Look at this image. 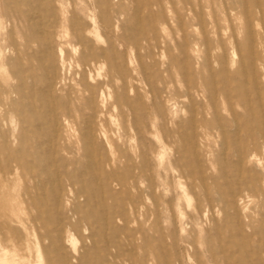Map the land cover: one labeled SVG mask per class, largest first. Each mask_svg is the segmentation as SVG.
Masks as SVG:
<instances>
[{
	"label": "rangeland",
	"instance_id": "rangeland-1",
	"mask_svg": "<svg viewBox=\"0 0 264 264\" xmlns=\"http://www.w3.org/2000/svg\"><path fill=\"white\" fill-rule=\"evenodd\" d=\"M228 1L233 6L237 0ZM260 1L264 4V0ZM203 10L208 9L204 6ZM180 12V0H0V159L11 153L19 159L35 158L41 159V164H53L51 179L43 186L46 175L35 181L25 166L17 167L11 184L15 183L17 191L31 188L35 192L34 203L29 201L15 212L27 221L29 235L23 239L21 226L16 222L0 224V259L14 264L22 260L45 264L47 261L41 262L38 256L41 252L49 254L52 247L47 239L38 238L45 234L46 225L60 219L77 222V213L109 208L112 222L106 229L121 240L123 254H116L112 247L93 245L84 223L72 231L79 252H99L105 257L102 264H131V257H144L146 264H155V251L164 253L172 264H264V184L249 177L250 166L238 169L233 145V141H239L263 164L264 151L252 144L260 141V127L254 122L264 113V21L254 24L251 31L257 56L252 71L246 51L240 50L250 34L242 15L236 8L229 21L221 17L218 32L210 33L214 49L209 69L201 63L200 48L187 52V58L181 61ZM79 21L86 22L85 26L94 22L99 36L85 31L86 38L75 42L74 31L83 32L77 27ZM193 29L186 28L187 40ZM109 41L114 44L113 51L122 55L124 70L138 84L137 110L144 119L155 122L163 117L170 131L162 148H156L144 132L139 138L131 137L133 146L148 147L147 162L155 181L145 204L135 209L125 204L124 192L118 186L100 189L95 176L103 182L104 178L91 156L85 157L83 144L72 127L61 120L56 136L47 106H55V102L45 97L41 82L30 76L40 60L48 61L52 66L48 70L59 75L61 48L69 80L77 71L76 59L81 49L91 46L99 50L107 47ZM8 58L14 65L10 73ZM184 71L196 81L211 77L219 87L224 80L232 92L226 100L217 99L215 108L207 105L201 92L193 93V139L185 134L175 145L173 131L177 128L181 133L188 132L187 125L191 123ZM22 73L26 74L24 80ZM147 84L159 91L158 96L148 93ZM128 93L134 96V91L128 89ZM113 96L114 93L108 97L110 102ZM59 99L64 103L63 97ZM27 103L29 107L25 106ZM123 112L122 108H111V120H103L114 140ZM235 133L237 136L233 137ZM125 136L130 140L132 133ZM177 146L179 152L175 150ZM90 153L93 154L92 149ZM178 157L185 160L182 171L174 165ZM89 164V170L82 171L81 166ZM56 169L70 173L69 177L62 176L61 189L57 187L60 200L50 195L57 181ZM191 169L200 171L205 178L209 200L204 199V189ZM220 196L236 203L226 204ZM38 216L42 221L32 228L28 219ZM140 231L148 234L146 249H141ZM65 249L70 253L67 241Z\"/></svg>",
	"mask_w": 264,
	"mask_h": 264
},
{
	"label": "bare ground",
	"instance_id": "bare-ground-1",
	"mask_svg": "<svg viewBox=\"0 0 264 264\" xmlns=\"http://www.w3.org/2000/svg\"><path fill=\"white\" fill-rule=\"evenodd\" d=\"M180 3L179 30L181 32V40L179 42V50L182 55V62L187 58V52H197L202 49L201 53L198 54L202 58L201 63L203 66L211 69V57L214 46L211 42L210 33H217L221 17L229 21L231 16L234 15V10L237 8L243 17L246 29L250 33L243 47L240 46V50L246 51L248 66L252 71L255 69L257 56L254 50L255 41L251 31L254 24L264 21V4L260 0H237L233 6L229 4L228 0H180ZM204 6L207 7V12H204ZM77 24V27H80V30L83 29V32L77 33L74 31L75 42L81 43L80 40L86 38L85 31L87 34L99 36L94 22L89 26H85L86 22L83 21H79ZM33 26L35 27V25H31L32 28ZM187 27L194 28L189 34V40H187ZM113 45V42L109 41L107 42V47L100 48L99 50H94L91 46L81 49L76 59L77 71L69 80L67 79L68 73H66L64 68L65 62L61 48L58 50L62 63L59 75H56L52 69L48 70L49 67L52 68L48 61L40 60L38 61L37 69L31 70L30 73L32 74L30 76L37 78L41 82L45 97L55 102V106H47L54 119L53 128L56 136L61 120L72 127V130L78 133V141L83 144L82 149L85 157L91 156L90 160L93 161L92 163L104 178L103 182L99 176H95L100 189H103L105 186H118L124 192V198L127 201L125 204L131 209H135L145 204L146 199L154 188L155 181L149 171L147 162V154L150 152L148 147L141 145L133 146L131 144V137L135 135L136 138H139L142 132H144V137H147L150 142L156 143V148H162L165 144L167 133L169 134L170 131L166 127L163 117L158 122H155L150 119H144V114L137 110L135 102L138 96V84L128 71L124 70L123 57L121 54L113 51ZM44 47L48 49L47 46ZM7 62L10 73L14 70V65L10 58L7 59ZM25 71L26 69L22 70V72ZM40 71L44 72L38 75ZM183 74L184 94L189 100L188 109L192 110L189 115L191 123L187 125L189 128L188 132L184 131L181 133V130L177 128L173 131L175 134V145L181 142L185 134L189 140L193 139V131H195L194 121L196 119L194 113L195 105L191 98L193 93L201 92L206 99L207 105L210 108H215L217 99L226 100L231 94L230 92H232L224 80L219 87L211 77H203L199 81H196L188 78L185 71ZM25 78L26 74L22 73L21 80ZM128 89L134 91L133 97L129 96ZM147 91L154 96H158L159 93L151 85H148ZM112 93H114V96L112 102H110L108 97L112 96ZM60 97H63L64 103L60 101ZM25 106L29 107L30 103L25 104ZM117 107L122 108L125 112H123V120L119 124V131L115 132L118 137L114 140L110 133L111 130L105 126L103 120L105 117L111 120L112 115L110 110ZM254 125H259L260 127L258 130L260 141L254 142L252 146L259 147L261 151H264V113L254 122ZM128 132L132 133V136H129L130 140L125 138ZM234 136H237V133ZM233 145L235 147L234 152L238 157L235 160L238 169H242L244 165L250 166L252 174L249 177L262 180L261 185H263L264 162L261 164V159H256L253 151L247 147L244 149L239 141H233ZM90 149H92L93 154L90 153ZM175 150L179 152L180 147L177 146ZM41 162V159L35 158L19 159L11 155V153L7 154L5 159H0V224L8 220L16 222L21 226L20 229L23 232L22 238L25 240L28 239L29 235L25 225L27 221L20 219L15 215V212L20 210L21 205L29 203V201L33 204L35 192L31 188L17 191L15 183H11L16 174V169L20 165L30 170L31 179L41 181V176L44 174L47 178L41 182V185L43 186L46 182L48 183L51 179L50 172H52L53 164L49 162V165H44ZM184 164L185 160H181L179 157L174 160V165L180 171L184 169ZM89 166L90 164L81 166L82 171L89 170ZM259 168L260 171H254ZM62 172L56 169L55 175L57 181L52 186L50 193L56 200H60L58 199L57 191L58 188L61 189L62 187V176L69 177L70 175L67 170H63ZM191 172H196V178L204 189V199L209 200L208 185L202 173L194 169H191ZM89 191L91 190L89 189ZM219 192L221 194V191ZM222 194L224 196V192ZM184 196L189 202V198L186 195ZM224 197L220 196V200L226 204H231L235 201L232 199L230 202ZM38 204L40 207V202ZM121 207L123 208V205ZM235 208L237 209V206ZM109 211V208H103L102 211L93 210L88 214L77 213V222L60 219L55 223L51 222V226L46 225L45 234L41 239L38 238V240L47 239L52 249L50 250L51 252H48L49 254L44 252L42 254L39 249L37 250L40 253H38V257L41 262L46 260L45 264H102L105 257L99 252H92L91 249L79 252L72 231L81 223H84L86 229H88V238L93 245L98 244L100 247H112L116 250V254H123L124 245L121 240L117 239L112 232H108L109 228L106 229L108 224L112 222ZM121 216L119 215V217ZM39 220L42 221L41 216L31 217L28 219V222L34 228ZM139 233L142 239L141 249H146L149 247L148 234L141 231ZM9 237L8 241L12 239V235ZM66 241L70 244V253H67L65 249ZM152 257L155 264H172V260L159 251H155ZM130 260L131 264H146L144 257H131ZM14 263V261L0 259V264ZM20 264L31 263L22 260Z\"/></svg>",
	"mask_w": 264,
	"mask_h": 264
}]
</instances>
